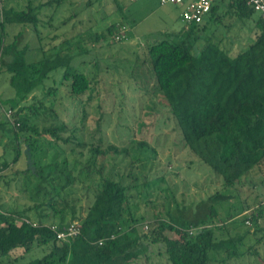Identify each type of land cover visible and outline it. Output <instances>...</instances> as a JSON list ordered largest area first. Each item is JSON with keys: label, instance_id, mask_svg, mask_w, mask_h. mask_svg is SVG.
<instances>
[{"label": "trees", "instance_id": "16d2710c", "mask_svg": "<svg viewBox=\"0 0 264 264\" xmlns=\"http://www.w3.org/2000/svg\"><path fill=\"white\" fill-rule=\"evenodd\" d=\"M0 1L4 2L0 8V73L9 75L17 92L6 113L13 128L11 137L17 143L16 155L11 163L0 162V184L11 164L19 163L22 156L27 160V147L35 167L33 171L25 161L24 169L12 173L20 182L18 192L28 201L25 206L8 209L1 203L0 194V264H73L76 258L80 264H133L142 257V264H157L156 253L151 251L155 245L163 249L167 264H236L239 258L251 254L253 247L244 251L240 246L256 234L249 229L253 224L258 228L264 217V176L254 180L252 174L264 166V22L260 13L246 0H217L207 20L146 45L144 64L154 94L159 93L167 107L183 147L220 177L223 189L238 194L239 187L247 184L261 188L262 198L242 219L245 230L222 238L218 231L235 220V207L230 205L233 195L220 190L197 203L178 204L172 211L178 215L169 222L164 216L167 203L162 214H154L155 221L147 232L137 230L130 192L139 178L132 150L127 145L108 143L101 135L103 121L110 120L103 118L101 103L97 105L101 116L91 119L86 136L81 133L85 116L73 127L60 119L58 124L39 127L35 121L41 116L59 118L53 109L57 100L48 108L41 101L39 106L36 102L27 105L28 96L54 72L64 69L59 87H43L44 95L56 96L67 83L66 96L74 106L84 107V97L89 102L100 94L101 63L105 61L98 50L113 44L102 32L94 33L89 40L98 44L93 48L97 57L82 62L87 65L94 61V70H72L70 52L84 47L83 38L74 43L64 38L62 49L54 47L50 53L44 50L57 39H51V33H58L60 25L52 23L55 10L49 15L43 9L60 6L65 0H38L37 4V0H25V4L16 5ZM122 26L112 25L108 31L122 35L117 29ZM242 30L248 31L251 42L233 54ZM33 35L43 57L28 62L29 37ZM116 39L113 41L124 38ZM115 96L120 99L123 94ZM96 100L100 102V97ZM47 140L55 151L49 163L43 161L45 150H40ZM139 144L145 149L148 145ZM143 161L150 165L147 158ZM157 174L156 179H164L163 174ZM143 184L147 186L146 181ZM226 205L229 211L224 219L221 211ZM72 226L78 229L77 234L59 237ZM167 230L175 236H167ZM258 232L264 233V229ZM37 250H41V256L29 259Z\"/></svg>", "mask_w": 264, "mask_h": 264}, {"label": "rangeland", "instance_id": "374dc122", "mask_svg": "<svg viewBox=\"0 0 264 264\" xmlns=\"http://www.w3.org/2000/svg\"><path fill=\"white\" fill-rule=\"evenodd\" d=\"M24 1L7 0V3L9 5L25 4ZM88 2L91 4L89 5ZM3 3L0 1V8ZM37 3L38 0L34 2V4ZM183 6L184 4H161L159 0H138L134 2L129 0H65L60 6L56 7L55 5L53 8L43 9L49 15L55 10V21L52 23L55 26L60 25L57 27L58 33H54L55 35L51 33V39L53 37L57 39L51 41L45 47L46 52L54 51V47L62 49L63 44L66 42H61L64 38L73 43L74 40L83 38L81 42L84 47L82 49L77 47L70 52V55H72V70H79L80 72L94 70L92 68L94 61L89 62L87 65L82 63L97 57V50L93 48L97 47L98 44L95 45L94 42L89 40L94 33L102 32L105 34L107 42L113 45L103 46L98 50L100 58L105 61L101 63L102 75L98 84L100 102L96 100L99 97L89 102H87V97H84V107H82V104L74 106L66 96L69 92L67 83L63 84L61 91L56 96L44 95L45 90L43 87H59L62 83L64 69L54 72L43 85L28 96L26 101L27 105L36 102L37 106L40 105L41 101L45 104V107L51 108L53 106L52 101L57 100L53 109L59 118L53 117L54 115L39 117V120L35 122L39 123L41 128L50 126V124H58V119L70 122V126L73 127L79 125L80 120L85 116V119H83L84 127L81 130V133L85 136L88 130L91 129V119L101 116L97 110V105L100 103L103 105V118L108 117L107 119L110 120L106 123L103 121L104 126L101 135L108 143H114L118 146L127 145L132 150L131 156L135 162V173L139 179L137 187L132 189L130 194L132 196L133 217L136 219V228L139 232L148 231L150 225L155 221L154 214H162L165 211L164 205L167 203H169L166 206L168 213L165 212L164 216L169 222L170 218H175V215H178V212H172L177 210L175 206L178 204L197 203L220 190L225 194L233 195L230 205L235 207L232 211L235 220L223 225L226 229L218 231L220 237L229 238L245 230L241 223L242 219L262 198L259 190L261 188L257 185L247 184L239 187L238 194L233 189H223L222 180H219L220 177L183 147L167 107L162 103L159 93L154 94L155 90L151 85V75L147 72V64H144L145 57H147V44L163 39L167 34H169L167 38L173 37L183 32L184 29L186 30V23L182 19ZM62 21L64 22L60 23ZM117 24L119 26L124 24L126 29L121 32L124 39L114 42L113 39H116L119 32L117 35H112L108 31V27ZM43 28L52 31L49 26L44 25ZM117 29L120 30L119 27ZM233 29L237 31V27ZM241 35L239 41L233 47V54L243 50L251 42V38L247 37L249 35L247 30H242ZM29 43L31 50L27 54V61L32 62L41 59L43 51L37 49L39 42L36 35L29 37ZM23 44H25V41ZM137 82L140 83L139 86L136 85ZM117 93L123 94V96L118 99L115 96ZM16 98L17 92L10 84L9 75L6 72H1L0 162L11 163L16 155L14 148L17 143L11 137L13 128L6 117L7 111L13 106L12 100ZM118 103H121L122 106H119ZM120 125L126 130L121 128ZM129 129H132V132ZM44 142L41 143L40 150H45L43 151L45 152L43 161L49 163L55 151L53 147L49 146L48 140ZM141 142L148 144L146 149L140 147L139 143ZM58 156L60 157V154ZM146 158L150 161V165L144 164L143 160ZM25 161L27 160L22 156L19 163L16 165L11 164L10 171L6 173V177L0 184L1 203L7 204L8 209L18 207V205L25 206L28 202L18 192L20 182L16 180V176H13L17 170L25 168ZM153 162L155 163L151 166ZM156 163L161 165L156 166ZM150 166L153 167L152 172ZM162 169L165 175L162 173ZM156 174H163L164 179H156ZM252 174L254 180L259 178L256 177L258 175L264 176V166L261 169H255ZM144 181H146L147 186L143 184ZM228 211L229 205H226L221 211L223 218ZM234 222L237 225L233 227L232 223ZM257 227L254 224L250 229L246 227L256 234L251 235V237L248 236L244 240V245L240 247L244 251L253 247L252 253L239 258L236 264H264V233L258 232L259 228L264 229V217L259 220ZM165 234L169 237L174 235L169 230ZM259 239H261V242H258ZM151 251L156 253L155 261L157 264H167L163 249L155 245ZM40 254H42L41 250H37L30 255L29 259L38 258L41 256ZM142 260H144V257L134 261L133 264H142ZM72 263L80 264L79 258L74 259Z\"/></svg>", "mask_w": 264, "mask_h": 264}, {"label": "built area", "instance_id": "2783aa9c", "mask_svg": "<svg viewBox=\"0 0 264 264\" xmlns=\"http://www.w3.org/2000/svg\"><path fill=\"white\" fill-rule=\"evenodd\" d=\"M131 2L138 0H129ZM217 0H159L161 4H184L182 19L186 23V29L192 24L202 23L211 13L212 7ZM247 4L251 6L256 12L260 13L264 22V0H246ZM125 27L120 29V32L125 31ZM117 39L124 38V35H118ZM264 204V203H263ZM250 224L249 222H247ZM78 233V229L72 226L68 232L59 233L60 238H65L66 235H74Z\"/></svg>", "mask_w": 264, "mask_h": 264}, {"label": "water", "instance_id": "95a60500", "mask_svg": "<svg viewBox=\"0 0 264 264\" xmlns=\"http://www.w3.org/2000/svg\"><path fill=\"white\" fill-rule=\"evenodd\" d=\"M25 153L27 154L28 167L34 171L35 167L33 166V161L31 159V154H30V151H29V147L26 148Z\"/></svg>", "mask_w": 264, "mask_h": 264}, {"label": "crops", "instance_id": "0c3cea01", "mask_svg": "<svg viewBox=\"0 0 264 264\" xmlns=\"http://www.w3.org/2000/svg\"><path fill=\"white\" fill-rule=\"evenodd\" d=\"M209 16H210V14H209ZM209 16L205 19V20H207L208 18H209ZM186 26V25H185Z\"/></svg>", "mask_w": 264, "mask_h": 264}]
</instances>
